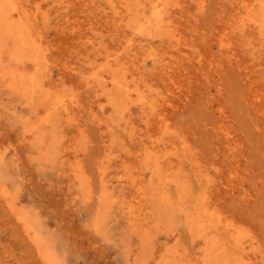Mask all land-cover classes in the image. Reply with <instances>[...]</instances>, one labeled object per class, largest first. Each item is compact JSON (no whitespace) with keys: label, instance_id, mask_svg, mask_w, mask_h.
Masks as SVG:
<instances>
[{"label":"rangeland","instance_id":"obj_1","mask_svg":"<svg viewBox=\"0 0 264 264\" xmlns=\"http://www.w3.org/2000/svg\"><path fill=\"white\" fill-rule=\"evenodd\" d=\"M0 3V264H264V0Z\"/></svg>","mask_w":264,"mask_h":264},{"label":"bare ground","instance_id":"obj_2","mask_svg":"<svg viewBox=\"0 0 264 264\" xmlns=\"http://www.w3.org/2000/svg\"><path fill=\"white\" fill-rule=\"evenodd\" d=\"M0 2H1V0H0ZM142 3V2H141ZM1 4V3H0ZM251 6V5H250ZM252 7V6H251ZM18 8V7H17ZM39 9V8H38ZM244 9H245V11H246V13H248V15L251 13L250 11H251V9H250V7H249V5L248 6H245L244 7ZM147 11V10H146ZM146 11H145V13H146ZM153 14V13H152ZM155 15H156V13H155ZM154 16V15H153ZM250 16V15H249ZM28 17V16H27ZM150 18V17H149ZM149 18H147V20H146V23H145V25L147 24V25H150L151 24V20L149 19ZM153 20V19H152ZM23 35V34H22ZM30 37V36H29ZM31 40V39H30ZM35 41V40H34ZM115 61V60H114ZM108 63V62H107ZM116 63H117V61H116ZM118 65V64H117ZM108 66H110V65H108ZM115 71V70H114ZM5 76V75H4ZM3 77V76H2ZM115 83V82H114ZM11 85V84H10ZM115 85V84H114ZM20 219H22V218H20ZM23 222V221H22ZM26 225V224H25ZM26 228V227H25ZM27 229V228H26ZM27 231V230H26ZM236 235V234H235ZM238 237V236H237ZM236 236H235V238L234 239H232V241H233V243H234V245H237L238 244V238H237ZM35 239H37V238H35ZM36 243V242H35ZM37 244H38V241H37ZM36 244V245H37ZM38 246V245H37ZM39 247H40V245H39ZM40 249H42V248H40ZM40 249H39V251H40ZM39 253V252H38ZM42 253V252H41ZM40 255V254H39ZM45 260V259H44ZM53 260V259H52ZM46 264H49V262H47ZM52 264V263H51Z\"/></svg>","mask_w":264,"mask_h":264}]
</instances>
